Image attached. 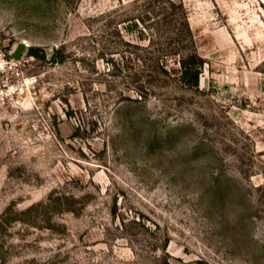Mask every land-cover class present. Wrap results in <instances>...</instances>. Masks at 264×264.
Listing matches in <instances>:
<instances>
[{
  "label": "rangeland",
  "instance_id": "374dc122",
  "mask_svg": "<svg viewBox=\"0 0 264 264\" xmlns=\"http://www.w3.org/2000/svg\"><path fill=\"white\" fill-rule=\"evenodd\" d=\"M182 1L0 0V264H264V0Z\"/></svg>",
  "mask_w": 264,
  "mask_h": 264
},
{
  "label": "trees",
  "instance_id": "16d2710c",
  "mask_svg": "<svg viewBox=\"0 0 264 264\" xmlns=\"http://www.w3.org/2000/svg\"><path fill=\"white\" fill-rule=\"evenodd\" d=\"M165 4H167L168 9L170 10H174V9L181 10L179 12L180 28H178L176 31L178 36L182 37L184 34L187 33L190 36L191 40H193L194 34L189 24L188 12L184 2L182 0H165ZM135 25H137V22H135ZM58 51L59 49H57L52 54L53 60L56 59ZM28 54L35 57L46 58V53L40 47L35 45L30 46L28 48ZM203 61L204 60L202 56L199 55L196 49H192L187 53H183L179 55L178 63L181 73L180 79L182 80L183 83L194 86H197L199 84V77H200L201 69L203 67ZM158 65L161 66V68L165 69L166 68L165 60L163 59L159 61Z\"/></svg>",
  "mask_w": 264,
  "mask_h": 264
},
{
  "label": "water",
  "instance_id": "95a60500",
  "mask_svg": "<svg viewBox=\"0 0 264 264\" xmlns=\"http://www.w3.org/2000/svg\"><path fill=\"white\" fill-rule=\"evenodd\" d=\"M26 43L21 42L17 45L16 49L13 51L12 56L16 59H19L22 55V52L25 50Z\"/></svg>",
  "mask_w": 264,
  "mask_h": 264
},
{
  "label": "built area",
  "instance_id": "2783aa9c",
  "mask_svg": "<svg viewBox=\"0 0 264 264\" xmlns=\"http://www.w3.org/2000/svg\"><path fill=\"white\" fill-rule=\"evenodd\" d=\"M16 59V58H15Z\"/></svg>",
  "mask_w": 264,
  "mask_h": 264
}]
</instances>
